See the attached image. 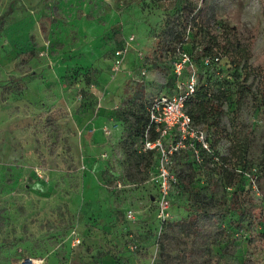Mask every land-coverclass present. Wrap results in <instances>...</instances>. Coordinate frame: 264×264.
Listing matches in <instances>:
<instances>
[{"label":"rangeland","instance_id":"obj_1","mask_svg":"<svg viewBox=\"0 0 264 264\" xmlns=\"http://www.w3.org/2000/svg\"><path fill=\"white\" fill-rule=\"evenodd\" d=\"M11 1L0 0V19ZM14 1L0 20V264H242L247 252L264 264L258 241L248 243L251 233L264 232V213L256 231L224 211L211 238L197 242L184 230L189 186L221 203L237 193L264 208L254 197L264 193V74L248 78L238 118L241 78L232 69L206 74L223 111L217 130L227 136L216 148L229 160L230 176L181 162L169 216L160 222L149 182L154 162L135 151L133 113L152 95L171 90L176 51L162 49L157 37L172 27L180 4ZM198 7L206 26L236 27L251 38L250 63L264 73V0H199ZM130 35V52L113 69L114 51ZM181 35L177 44L196 58L206 38ZM136 50L146 76L139 74ZM211 120L206 112L196 123L212 138ZM242 143H248L245 167L232 154Z\"/></svg>","mask_w":264,"mask_h":264},{"label":"trees","instance_id":"obj_2","mask_svg":"<svg viewBox=\"0 0 264 264\" xmlns=\"http://www.w3.org/2000/svg\"><path fill=\"white\" fill-rule=\"evenodd\" d=\"M175 1L180 4V9L176 16L171 18L172 27L164 28L161 34L158 35V43L161 45L162 49L165 48V51L167 52L170 49L172 52L176 51L177 48L185 51L182 47H180V43L177 44V40L182 38V32L185 33V38H188L191 32L195 36L203 34L204 38H206V45L200 48L197 52L198 55H196V58L187 52L193 60L196 61L199 68V76L204 74L203 79L200 76L199 88L197 89L194 98L188 105L187 111L196 125H198L196 123V119L199 117L206 118V112L210 114L212 119L211 125L213 126L215 132V135L211 138V140L213 147H216L220 138L227 136L224 131L217 130L220 116L223 111L220 104L217 103V99L213 97V94L210 91L211 84L208 80V75L206 74L211 73L212 70L209 67L207 68L200 64L201 57L204 55H221L223 58L227 59L228 63L233 67L232 70H234V75L241 78V90L234 109L235 118H238L239 116L243 94L245 91L250 90V87L246 85L248 78L254 73H258L259 75L264 73H262L260 66L250 63L252 57L251 38L242 37L238 33L236 27H229L219 23H215L211 27L206 26L204 24L205 17L203 10L201 7H198L199 0ZM14 2L15 1L12 0L9 3L6 10L1 15L0 20H3L5 16L10 15ZM182 40L183 39H181V41ZM238 70L240 74H238ZM133 116L134 122L132 125V133L136 142L142 135L143 130L147 125L145 107L140 104L139 108L133 113ZM247 149L248 143H242L232 152L233 158H235L236 162L242 167H245L247 164L244 158V154ZM148 156L152 158L150 153L142 157L146 158ZM150 161H148L149 164ZM183 161H189L194 164V162L187 156L186 158L178 159L176 161V166ZM221 161L224 165L229 163V160L226 158H221ZM260 165L264 166V149L261 151ZM218 174L220 177L228 180L230 170L227 167H224L222 170L218 169ZM186 178L188 180L189 176H186ZM187 191L193 198L186 208L189 211V216L187 217V228L184 230L188 231V233L191 234L193 239L197 242H201L205 238H211L215 233L218 234L220 232V230H217L214 227L213 223L221 211H224L223 213L234 212L238 216L239 220H245L246 226L253 228L254 231H256L255 228L259 218L262 216V213H264V208L261 206L253 207L250 204H246L247 202L244 203L240 200V196L237 193H232L227 201L221 203L212 196L201 194L195 186L187 187ZM221 208L224 210H221ZM201 222H206V224L201 225ZM250 235L248 243L251 244L250 240L255 239L258 241L257 244L259 245H257L256 249H264V232H253ZM246 255L247 258H245L242 264H257V262L251 258L250 252H247Z\"/></svg>","mask_w":264,"mask_h":264},{"label":"built area","instance_id":"obj_3","mask_svg":"<svg viewBox=\"0 0 264 264\" xmlns=\"http://www.w3.org/2000/svg\"><path fill=\"white\" fill-rule=\"evenodd\" d=\"M133 43L134 36L130 35L124 40L122 47L114 51L113 69L121 68ZM175 54L171 62V90L168 93L154 94L146 101L147 125L135 142L137 154L145 156L150 153L153 158L154 171L149 182L155 189L152 201L155 203L156 216L160 222L168 218L170 196L173 189L179 185V175L176 172L178 159L188 156L197 166L209 165L216 170L227 167L231 171L228 164L222 163L208 132L203 126L196 125L187 111L200 85L198 65L180 48L176 49ZM134 55L139 62L140 76H146V67L141 62L143 53L136 50ZM200 64L217 74L233 68L221 55H204ZM116 186L120 188L121 184L116 181ZM254 197L264 201V193L256 192ZM132 215L133 213L128 211L126 217L132 218ZM75 243H78V240H75Z\"/></svg>","mask_w":264,"mask_h":264},{"label":"crops","instance_id":"obj_4","mask_svg":"<svg viewBox=\"0 0 264 264\" xmlns=\"http://www.w3.org/2000/svg\"><path fill=\"white\" fill-rule=\"evenodd\" d=\"M130 54H132V53H130ZM131 57H133V54L131 55ZM154 191H155V189H154ZM106 260V259H105Z\"/></svg>","mask_w":264,"mask_h":264},{"label":"water","instance_id":"obj_5","mask_svg":"<svg viewBox=\"0 0 264 264\" xmlns=\"http://www.w3.org/2000/svg\"><path fill=\"white\" fill-rule=\"evenodd\" d=\"M151 199H152V197H151Z\"/></svg>","mask_w":264,"mask_h":264}]
</instances>
